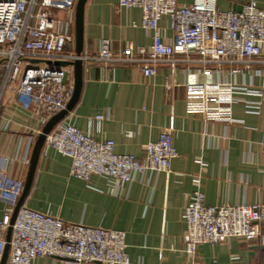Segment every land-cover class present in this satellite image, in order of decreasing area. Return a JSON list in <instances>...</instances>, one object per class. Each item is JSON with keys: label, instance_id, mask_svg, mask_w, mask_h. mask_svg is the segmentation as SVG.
Returning a JSON list of instances; mask_svg holds the SVG:
<instances>
[{"label": "built area", "instance_id": "1", "mask_svg": "<svg viewBox=\"0 0 264 264\" xmlns=\"http://www.w3.org/2000/svg\"><path fill=\"white\" fill-rule=\"evenodd\" d=\"M77 0H0V101L9 99L45 123L63 110L73 94V67L58 62L80 59L83 65H134L144 77L154 76L162 65H183L197 73H225L231 79L184 84L188 114H201L206 121L233 122L231 106L244 103L257 109L264 101V8L254 1L240 11H223L216 0H118L120 6L141 10V27L152 35L148 47L127 45L113 51L101 39L97 52H74L71 28ZM62 15V16H61ZM168 18L172 37L167 41L159 26ZM249 73L262 83L245 84L238 77ZM169 90L171 84L166 82ZM244 95L258 96L246 101ZM254 110V111H255ZM107 115L93 117L96 132ZM36 131L30 144L39 134ZM45 144L71 159L70 174L89 182L92 176L111 179L115 193L145 172L167 171L177 157L170 129L144 146L143 158L116 153L114 141L98 139L61 120L46 136ZM264 150V145H262ZM15 156L0 159V261L5 234L22 189L23 180L11 174ZM29 152L22 158L28 165ZM198 177L195 182L198 184ZM184 249L194 255L199 244H217L230 238L256 241L264 247V208L251 203L207 205L199 189L183 209ZM126 233L116 229L65 223L30 209L19 208L12 224L6 264H32L40 257H53L59 264H130Z\"/></svg>", "mask_w": 264, "mask_h": 264}, {"label": "crops", "instance_id": "2", "mask_svg": "<svg viewBox=\"0 0 264 264\" xmlns=\"http://www.w3.org/2000/svg\"><path fill=\"white\" fill-rule=\"evenodd\" d=\"M191 1L177 0L180 4ZM250 1L264 8V0H216V4L227 11ZM140 23L138 7L120 6L118 0H87L83 52L96 53L101 39H108L113 51L127 45L148 47L152 35ZM159 26L170 41L172 30L166 16ZM71 32L74 38V22ZM184 68L162 65L154 76L146 78L134 65H83L79 100L64 122L98 139L113 140L116 153L141 159L144 146L155 141L162 130L170 129L177 157L167 171H147L115 193L111 179L92 176L86 182L73 177L71 159L44 144L24 206L65 223L124 231L130 264H264V247L239 238L199 244L192 256L183 251L182 212L195 189L204 193L207 205L251 203L264 208V101L256 110L234 103L231 123L188 114L184 84L231 78L225 73L202 74ZM237 80L254 86L262 83L261 77L249 73ZM166 82L171 84L169 90ZM243 97L259 100L254 95ZM97 114L107 115L99 132L93 121ZM43 125L42 119L7 98L3 100L0 159L16 155L11 174L23 183L27 165L22 158L28 152L30 156L34 143L30 144V138ZM32 264H59V260L40 257Z\"/></svg>", "mask_w": 264, "mask_h": 264}, {"label": "water", "instance_id": "3", "mask_svg": "<svg viewBox=\"0 0 264 264\" xmlns=\"http://www.w3.org/2000/svg\"><path fill=\"white\" fill-rule=\"evenodd\" d=\"M87 0H77L74 13V52L76 55H80L83 52V15L84 6ZM241 7H238L234 11H240ZM59 65H72L73 67V94L71 99L66 104V107L58 113L51 116L42 126L41 131L36 136L29 156L27 170L24 178L23 189L21 195L15 204L11 217L9 227L5 234L6 245L2 254L0 264H6L9 241L12 231V224L15 220L19 208L24 204V201L30 191L37 161L43 145L45 144L46 136L52 131V129L65 118V116L75 107L79 100L81 86H82V71L83 63L80 59H76L73 62H58Z\"/></svg>", "mask_w": 264, "mask_h": 264}, {"label": "rangeland", "instance_id": "4", "mask_svg": "<svg viewBox=\"0 0 264 264\" xmlns=\"http://www.w3.org/2000/svg\"><path fill=\"white\" fill-rule=\"evenodd\" d=\"M2 76H3V71L0 69V83H1ZM1 105H2V103L0 101V107H1Z\"/></svg>", "mask_w": 264, "mask_h": 264}]
</instances>
